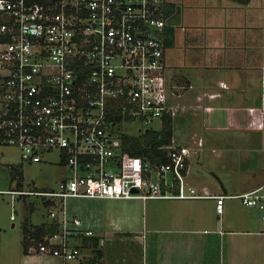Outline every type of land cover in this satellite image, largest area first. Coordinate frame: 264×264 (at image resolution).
I'll list each match as a JSON object with an SVG mask.
<instances>
[{"label":"built area","instance_id":"2783aa9c","mask_svg":"<svg viewBox=\"0 0 264 264\" xmlns=\"http://www.w3.org/2000/svg\"><path fill=\"white\" fill-rule=\"evenodd\" d=\"M172 1L0 0V142L19 146L24 160L56 148L63 165L58 187L8 189L41 194L56 224L31 251L82 263L83 236L94 231L70 212V196H213L218 211L237 197L264 218V182L217 192L190 181L204 144L197 131L183 142L173 133L157 162L120 146V132L133 133L126 122H138V134L183 108L164 39ZM248 109L250 124L263 125L264 110Z\"/></svg>","mask_w":264,"mask_h":264},{"label":"crops","instance_id":"0c3cea01","mask_svg":"<svg viewBox=\"0 0 264 264\" xmlns=\"http://www.w3.org/2000/svg\"><path fill=\"white\" fill-rule=\"evenodd\" d=\"M253 3L196 0L180 31L169 22V70L183 87L177 99L183 108L176 115L189 111L196 131H211L212 139L219 138L214 134L218 130L250 129V106L264 110V0L257 1V11ZM170 4L169 15L178 6L176 0ZM255 127L262 130L264 123ZM200 134L206 144L207 136ZM200 167L191 165L190 181L217 192H239L264 182L261 176L256 184L232 189L235 183L217 173V185L198 179ZM216 204L213 196H130L87 197L68 207L99 236L102 255L97 264H264L260 209L237 197H225L222 211ZM92 250L89 242L82 254L87 257ZM26 255L28 264H62L56 255L36 254L27 247ZM77 259L71 264H79Z\"/></svg>","mask_w":264,"mask_h":264},{"label":"rangeland","instance_id":"374dc122","mask_svg":"<svg viewBox=\"0 0 264 264\" xmlns=\"http://www.w3.org/2000/svg\"><path fill=\"white\" fill-rule=\"evenodd\" d=\"M257 1L253 0L254 11L261 8ZM176 2L177 8L167 20L176 27L179 26L177 28L180 31L181 23H187L184 15H189L197 4L196 0ZM260 93L256 92L261 99ZM175 117V131L178 133L176 136L178 140L186 141L191 134H195L197 124L193 122L189 111ZM137 123L126 122L122 126L123 131H131L133 132L131 134H134L138 130ZM186 123H189V128ZM154 125L159 126L157 119ZM250 126H252L250 129L242 127L215 131L214 134L219 137L215 139L211 138V131L200 130V133L207 136L205 139L207 141L204 144L205 151L193 161L194 164L201 166L200 171H195V176L199 175L198 179H205L217 185L216 179L219 180L217 175L219 174L223 180H232L235 183L237 188L232 189H241L260 182V177L264 176V129L259 130L254 124ZM213 147L220 149L218 153ZM18 169L22 174V187L45 189L58 187L63 165L56 148L45 151L40 160H24L19 146L0 142V264H28L25 247L34 244L39 237L30 228L25 231V217L28 215L30 221L35 223L50 219L48 207L43 202L41 194L29 193L19 196L18 193L8 191L9 188L18 186L17 181L20 179ZM84 198L87 197L70 196L69 205ZM33 252L40 254L39 251Z\"/></svg>","mask_w":264,"mask_h":264},{"label":"trees","instance_id":"16d2710c","mask_svg":"<svg viewBox=\"0 0 264 264\" xmlns=\"http://www.w3.org/2000/svg\"><path fill=\"white\" fill-rule=\"evenodd\" d=\"M171 4H168V11L171 10ZM173 37V26L167 24L164 33L165 42L169 44ZM174 129V118L169 114L165 116L164 122L161 127H148L138 134H131L128 132H120V146L129 154H140L145 158L150 159L152 162L168 159L166 150L161 148L160 145L163 143H170L172 140ZM20 172V174H19ZM18 175L20 179L17 181L18 186L22 187V174L21 170L18 169ZM25 194H21L22 196ZM46 203V201L44 202ZM30 225H34L31 229L38 235H42L44 232L53 230L56 224L52 220H44L38 223H30V217H25L24 229L27 231ZM84 244L91 243L93 246L92 254L85 257L81 264H97L102 255V250L99 247V236L96 234L84 235ZM26 249V247H25Z\"/></svg>","mask_w":264,"mask_h":264},{"label":"water","instance_id":"95a60500","mask_svg":"<svg viewBox=\"0 0 264 264\" xmlns=\"http://www.w3.org/2000/svg\"><path fill=\"white\" fill-rule=\"evenodd\" d=\"M170 177H171V172H170V171H168V172H167V178H168V180L170 179ZM133 189H134V190H136L137 188H136V187H134Z\"/></svg>","mask_w":264,"mask_h":264}]
</instances>
